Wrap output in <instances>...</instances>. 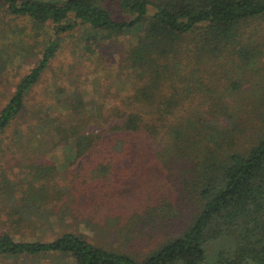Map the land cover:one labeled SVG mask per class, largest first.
Segmentation results:
<instances>
[{"label":"trees","instance_id":"16d2710c","mask_svg":"<svg viewBox=\"0 0 264 264\" xmlns=\"http://www.w3.org/2000/svg\"><path fill=\"white\" fill-rule=\"evenodd\" d=\"M118 2L130 20L115 19L103 0H0L11 15L51 25L55 35L1 110L0 135L21 115L62 34L81 24L108 39L142 30L122 61L133 83L131 94L120 104L95 105L91 113L74 99L67 127L50 123L40 130L52 147L73 141L75 161L89 155L93 165L74 172L68 185L54 183V165H32L27 182L13 183L2 172L0 204L18 192L21 201L34 206L56 201L52 214L62 213L56 220L64 223L68 215L71 222L101 232L111 225L119 233L145 229L149 236L178 212L185 222L153 242L139 237L137 244L135 236L127 237L128 248L134 242L141 249L133 253L106 248L73 230L51 240L17 239L16 220L7 213L0 222L7 226L0 231V257L54 252L74 264H264V0ZM90 124L108 126L110 135L88 131ZM145 156L176 170L173 193L158 200L146 195L125 211L116 201L106 209L113 198L108 192L105 198H81L88 185L108 190L101 177H109L117 161L139 168ZM77 177L86 185L82 189L75 186ZM184 206H193L188 216Z\"/></svg>","mask_w":264,"mask_h":264},{"label":"rangeland","instance_id":"374dc122","mask_svg":"<svg viewBox=\"0 0 264 264\" xmlns=\"http://www.w3.org/2000/svg\"><path fill=\"white\" fill-rule=\"evenodd\" d=\"M103 5L115 19H131L130 14L122 11L118 0H103ZM140 32H142L140 28H133L113 34V38L108 39L104 33L93 31L87 25L81 24L61 35L60 46L55 56L42 72L39 81L26 95L21 115L5 133L0 135V173L6 174L13 183L27 182L30 179L29 170L32 165H54L56 167L54 183L56 180L60 185H68L74 172H85L93 165L95 159L89 155L75 161L73 141H63L52 147L50 137H44L40 130L50 123L67 127L74 107H71L70 103L75 102L74 99L78 100L76 103L79 101L83 103L84 110L91 113L96 112L95 105L110 104L114 101L120 104L125 95L131 94L134 90L133 83L128 80V72L122 61L125 51L137 41ZM54 38L51 25L36 26L25 17L11 15L0 5V112L14 95L19 81L37 64L48 41ZM95 38L102 40L95 43ZM87 130L94 133L105 132L106 137L110 135L106 125L90 124ZM29 137H33L34 144H30ZM38 138H42V147L39 149ZM133 155L136 156V153ZM144 159L145 164L139 168L126 167L128 163L117 161L112 174L109 177H101L104 183L107 182L108 190L98 191L90 189L88 185V190L81 198H92L97 194L105 198L108 192L113 198L107 201L106 209H112L108 203L116 201L125 211L130 205L139 204L146 195L158 200L163 194L173 193L171 190L176 185V170L152 162L149 157L145 156ZM84 185L77 177L76 188L82 189ZM21 195L18 192L12 201L0 204V222L6 221L9 217L7 213H10L16 220L12 232L17 239L51 240L63 231L73 230L106 248L127 249L129 252L137 253L135 251L141 250L136 247L139 237L147 239L151 237L152 242L156 241L160 235L166 237L169 231H179L186 219L178 212V218H171L166 225L162 224L160 230L150 232L149 236L144 234L145 229L134 228L129 231L126 228L119 233L116 232V227L111 225L101 232L91 230L85 222L78 224L71 222L68 215H64L66 217L64 223L59 221L62 213L52 214L58 207L56 201L39 207L21 201L19 199ZM174 197L177 196L172 198ZM192 209L193 206H189L188 209L184 206L186 216ZM20 216L23 218L21 221L18 220ZM5 230L7 226L0 224V231ZM134 236L137 244L133 242L132 247L128 248L126 239ZM215 246L217 245L214 244L212 247L215 249ZM210 251L213 252L211 249ZM0 264H74V261L68 256L51 252L33 256L0 257Z\"/></svg>","mask_w":264,"mask_h":264}]
</instances>
